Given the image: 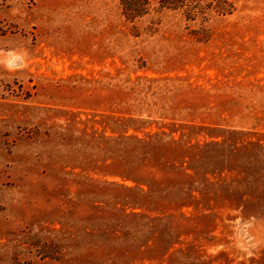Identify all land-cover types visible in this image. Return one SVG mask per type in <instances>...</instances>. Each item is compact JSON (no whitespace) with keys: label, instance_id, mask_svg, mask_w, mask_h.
<instances>
[{"label":"rangeland","instance_id":"374dc122","mask_svg":"<svg viewBox=\"0 0 264 264\" xmlns=\"http://www.w3.org/2000/svg\"><path fill=\"white\" fill-rule=\"evenodd\" d=\"M0 0V264H264V0Z\"/></svg>","mask_w":264,"mask_h":264},{"label":"trees","instance_id":"16d2710c","mask_svg":"<svg viewBox=\"0 0 264 264\" xmlns=\"http://www.w3.org/2000/svg\"><path fill=\"white\" fill-rule=\"evenodd\" d=\"M184 0H160L159 10L170 9L175 10L179 8V2L182 3ZM124 14L127 19H134L135 17H141L149 12V1L148 0H124Z\"/></svg>","mask_w":264,"mask_h":264}]
</instances>
